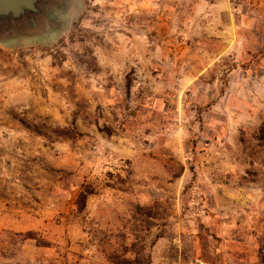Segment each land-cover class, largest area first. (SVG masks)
<instances>
[{"label":"rangeland","instance_id":"1","mask_svg":"<svg viewBox=\"0 0 264 264\" xmlns=\"http://www.w3.org/2000/svg\"><path fill=\"white\" fill-rule=\"evenodd\" d=\"M0 264H264V0L0 14Z\"/></svg>","mask_w":264,"mask_h":264},{"label":"water","instance_id":"2","mask_svg":"<svg viewBox=\"0 0 264 264\" xmlns=\"http://www.w3.org/2000/svg\"><path fill=\"white\" fill-rule=\"evenodd\" d=\"M40 0H0V14L17 16L24 10H34Z\"/></svg>","mask_w":264,"mask_h":264}]
</instances>
